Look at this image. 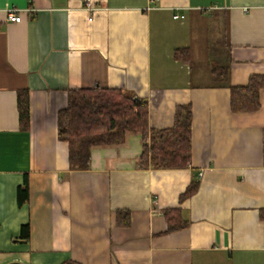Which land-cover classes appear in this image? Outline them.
<instances>
[{
  "label": "crops",
  "instance_id": "crops-1",
  "mask_svg": "<svg viewBox=\"0 0 264 264\" xmlns=\"http://www.w3.org/2000/svg\"><path fill=\"white\" fill-rule=\"evenodd\" d=\"M92 5L0 0V264H264V86L257 110L231 108L233 86L264 76V0ZM12 7L20 22L8 20ZM178 48L190 49L188 62ZM216 67L227 81L214 79ZM97 85L146 100L154 130L190 104L191 165L140 167L144 138L131 133L94 147L88 169H72L58 114L70 89ZM193 180L197 190L180 201ZM177 207L189 224L168 232L164 210ZM117 210L131 212L130 226H118Z\"/></svg>",
  "mask_w": 264,
  "mask_h": 264
},
{
  "label": "trees",
  "instance_id": "trees-1",
  "mask_svg": "<svg viewBox=\"0 0 264 264\" xmlns=\"http://www.w3.org/2000/svg\"><path fill=\"white\" fill-rule=\"evenodd\" d=\"M175 57L188 62L189 48H178ZM228 69H213L214 79L228 80ZM264 86V76H251L246 86H233L231 108L233 111H254L260 107L259 90ZM18 109L21 128L28 130L31 125L30 94L26 89L18 92ZM131 133L143 135V151L139 166L156 169L187 168L192 161V107L190 104L176 107L175 122L172 127L159 130L149 126L148 102L136 97L123 88H108L99 85L74 88L68 92L67 106L58 114V136L68 145L69 162L72 169L86 170L90 167L91 150L94 147L119 145ZM198 188L196 180L191 181L180 201L190 197ZM28 182L18 187V201L23 204L28 199ZM164 216L168 222V232L178 231L188 226L183 209L167 208ZM264 220V208L260 210ZM116 223L128 227L132 223L129 210L116 211ZM22 236L29 237V226L22 227ZM63 264H78L65 262Z\"/></svg>",
  "mask_w": 264,
  "mask_h": 264
},
{
  "label": "built area",
  "instance_id": "built-area-1",
  "mask_svg": "<svg viewBox=\"0 0 264 264\" xmlns=\"http://www.w3.org/2000/svg\"><path fill=\"white\" fill-rule=\"evenodd\" d=\"M84 1L86 3L87 10L92 11L94 9L93 5H92V0H84ZM7 16H8V20L11 22H20L21 21V16L18 14L17 8L12 7L10 9H8ZM174 17L179 18L180 16L176 14ZM89 19L91 20L92 16H90Z\"/></svg>",
  "mask_w": 264,
  "mask_h": 264
}]
</instances>
